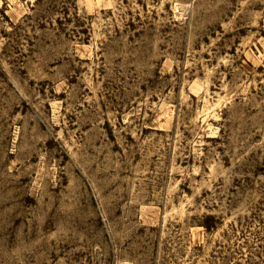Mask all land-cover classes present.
<instances>
[{"label":"rangeland","instance_id":"rangeland-1","mask_svg":"<svg viewBox=\"0 0 264 264\" xmlns=\"http://www.w3.org/2000/svg\"><path fill=\"white\" fill-rule=\"evenodd\" d=\"M0 264H264V0H0Z\"/></svg>","mask_w":264,"mask_h":264}]
</instances>
